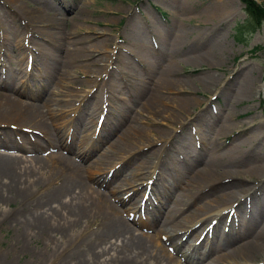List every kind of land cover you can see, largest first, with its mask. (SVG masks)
Segmentation results:
<instances>
[{"label":"bare ground","instance_id":"1","mask_svg":"<svg viewBox=\"0 0 264 264\" xmlns=\"http://www.w3.org/2000/svg\"><path fill=\"white\" fill-rule=\"evenodd\" d=\"M7 8L12 20L17 18V12L11 9L10 4H7ZM29 13L34 11L28 10ZM38 13L42 18L47 15L42 10ZM49 16L52 18L51 15L46 18ZM26 23L24 30L28 31L31 25ZM176 33L174 43H179L186 32L176 28ZM151 34V39L141 44L125 47L122 52L119 49L107 50L99 58L89 54L86 49L87 53L84 54V48L77 47L76 41L67 37L63 38L71 49L56 55L53 49V57L60 63L59 72L67 71L65 66L71 57L70 64L82 65L89 60L90 64L99 68L97 75L87 78L88 82L99 87V94L91 92L94 95L91 105L86 104V97L78 105L72 101L69 103L74 108V118L79 120L84 116L91 128L86 126L80 129L77 127L79 121L71 120L63 123L59 121L63 130L56 129L54 116H60L61 112H55V106L60 101L57 102L54 96H59L60 92L48 90L47 82L52 75H44L40 71L30 81L35 87L47 91L43 103L20 101L14 93L20 92L25 84L21 86L20 81L13 80L12 74L2 73L5 65L0 62V85L4 84L3 88L10 91H0V126H7L5 133L11 136L9 143L6 138H1L0 142V147L6 149L5 153L0 152V201L10 203L17 200L11 210L0 208V225L8 221L14 230L9 239L11 246L20 253L30 252L29 257L35 264H175L163 252L162 244H152L155 241H151V236L145 230L137 232L119 214L118 208L122 204L125 210L138 209L142 205L144 190L154 194V198L145 203V209L152 207V225L143 221L137 224L155 231L165 242L173 241L188 264H264V179L255 188L244 183L245 178H251L247 175L252 176L251 179L263 177L264 163L255 161L244 170L232 169L237 163L235 158L243 159L257 154L255 149H244L245 146L250 147V140L256 136L255 130L241 129L242 135L229 148L215 143L216 138L209 134L211 122L208 123L206 134L203 132L206 128L203 127L198 136L192 132L182 133L191 120L197 119V113L194 117L190 115L188 110L194 98L175 78V70L169 72V68L156 76L154 87L149 88L145 102L140 105L148 113L145 116L151 120L148 129L133 123L137 119L130 115L132 107L130 109L124 103H117L114 107L105 104L109 97L118 92L113 81L120 77V73L125 74L120 79L124 77L132 81L142 68L149 70L155 66L152 54L162 48L161 44L167 36L157 26H154ZM57 35L52 34V41L63 40L62 36ZM7 43L11 50H17L16 57L19 60L26 59L27 53L31 51L9 40ZM57 45L52 44L53 48L58 49ZM20 50L25 52L22 54ZM140 51L142 55L138 53ZM17 58L11 63L19 64ZM175 62L172 60L171 63ZM17 69L27 75L20 67ZM261 85L262 82L258 89ZM248 86L246 91H249ZM220 89L211 88L210 92L215 95ZM145 91V88H141L139 96ZM108 112L114 114L110 123ZM157 117L164 118L169 125L160 123L161 118ZM125 118L130 123L128 130L123 131L122 128L126 127L122 124ZM224 123V128L231 125L226 121ZM96 126H101L104 133L95 132ZM12 135L19 139L26 138L22 141L24 145L13 141ZM37 138L47 140L46 149L39 148V152L46 155L43 157L45 160H38L35 156L29 160H38L41 167H49L50 174L42 180L22 182L17 172L22 159L18 153L23 150L31 153L32 148L38 150ZM27 144L30 147L24 148ZM104 144L107 145L87 165H82L83 160H78L77 156L86 159ZM68 151L74 152L75 157L67 154ZM203 154H206L207 159L202 160ZM136 159L139 161L126 169ZM151 159L155 161L152 163ZM195 162L201 163V166L194 168ZM95 164L108 166L106 173L95 181L100 186L110 185L106 192L87 184L86 180L91 179L87 169ZM140 191L142 193L139 196ZM76 199L78 203L73 204ZM157 220L160 223L156 228L154 224ZM207 221L213 222L210 236L206 230ZM251 230L253 233L249 238L239 242L232 240V236L243 237L246 233L250 234ZM201 233L206 236L200 241L196 240ZM181 234H186L185 238L177 240ZM36 235L44 239L39 246L33 245ZM232 242L234 246H231ZM202 246L203 250H200ZM0 264L14 262L8 257L0 259Z\"/></svg>","mask_w":264,"mask_h":264},{"label":"rangeland","instance_id":"2","mask_svg":"<svg viewBox=\"0 0 264 264\" xmlns=\"http://www.w3.org/2000/svg\"><path fill=\"white\" fill-rule=\"evenodd\" d=\"M253 1L256 4L259 3L260 7L264 9V0ZM7 4H10L11 9L13 8L17 12L15 20H12V16L9 15L11 12H9ZM157 9L163 13L158 12ZM28 10L34 11V13L27 14ZM39 10L46 11L47 15H51L52 18L50 16V19L46 18L47 15L42 18L38 13ZM245 13L240 0H18L16 2L0 0V62L5 65V70L2 73H6L7 75L12 74L10 76L14 78L13 80L20 81L19 85L21 86L23 83L25 84L23 89H20V92L14 93L17 99L38 104L43 103L42 101L47 97V91H43L39 86L35 87L30 81L40 71L44 75L47 73L51 74L50 81L47 82L48 90H58L60 92L59 96H54V99L57 98V102L60 101L55 106V112L57 114L61 112L60 116H54L56 129L63 130V127L59 125V121L63 123L71 120L73 122L79 121L77 127L80 129L86 126L91 128L84 116L79 120L74 118V108L69 103L72 101V103L78 105V102L84 101L86 97V104L90 103L91 105L92 99H94V95L91 92L99 94V87L94 83L88 82L87 78L89 76L93 78L97 75L99 68L90 64L89 60L87 63H82V65L70 64L73 58L71 57L67 59V65L65 64L67 71L59 72L60 63L53 57V49L56 50L54 55L56 53L64 54L67 49H71L65 43V38H63L67 37L76 41L77 47L84 48V54L87 51L89 54H93L94 57L99 58L107 50L112 49L116 51L119 49L122 52L125 47L141 44L145 40L151 39V32L154 26L160 27L167 37L163 44H161L163 50L162 48L156 49L155 53L153 52L152 54V61L155 63V66L152 68L154 69L150 68L148 70V68H142L140 72L138 70L140 74H136L132 81L130 78L127 80L124 77L120 79L121 76L125 75L120 73V77L118 76V79L113 81L118 92H115L114 96L109 97V100L105 104L114 107L117 103H124L130 109L133 108L130 115L137 119V122L133 123L146 130L152 123L150 118L145 116L148 113L140 105L145 102L144 99L148 96L149 88L154 87L156 76H160L168 70L169 72L175 70V78L180 80V85H183L186 91H189L188 95L194 98L193 105H190L188 110L190 115L194 117L193 115L197 113V119L191 120L187 124L188 127L186 126L181 131L182 133L192 132L195 136H198L203 128H206V130H203L206 134L209 126L208 123L211 122L209 134L216 138L215 143L229 148L231 147L230 144L236 142L240 135H242L241 129L250 128L255 130L256 136L250 140V147L245 146L244 149H253V151L255 149L257 154L250 157L246 156L243 159L240 157L235 158L237 163L232 169L240 171L255 163V161L264 163V97H262L264 96L262 91L264 81V51L260 47L264 45V23L258 30L244 34L241 40H235V24L246 19ZM26 22L31 25L28 31L24 30ZM31 28H33L32 34ZM176 28H181L186 32L185 37H181L179 43H174L177 37ZM52 34L62 36L63 40L60 42L52 41ZM8 40L11 43L19 44L22 48L28 47L27 49L31 51H26V53L28 52L27 58L19 60L16 57L17 50H11L12 48L7 43ZM52 44L55 46L58 44V49L53 48ZM253 47L257 51L251 50ZM23 50H20L22 54L25 52ZM48 53L52 54L47 56ZM138 53L142 55L141 51ZM194 56L195 58L197 56L200 57L193 59ZM15 58H17L19 64L16 62L11 63V61H15ZM172 60H176V62L171 63ZM191 60H194V62ZM19 67L27 72L26 76L22 72H19L17 69ZM119 67H122V65ZM0 76H2L1 73ZM173 77L172 75L171 78ZM168 78H170V75H168ZM206 78L210 80L204 81ZM261 82V88L258 89ZM3 85H0V91L9 93L10 91L6 90L8 88H3ZM247 85H249V91L245 90ZM215 87L219 89L221 87V89L218 94L213 95L210 90ZM141 88H145L146 91L139 96ZM113 115L111 113L107 115L110 120L109 123L113 121ZM142 118L145 120H142ZM160 118L157 117V119ZM48 120L51 121L52 118L49 117ZM225 121L231 124L230 127L224 128L226 125ZM128 123L130 122L125 118L122 122L123 126L126 125L125 128H122L123 131L128 130ZM160 123H165V126L169 125L168 121L164 118H161ZM6 128L7 126H0V142L1 138H6L5 140L9 143L11 136L6 135ZM95 130L100 134L104 133V131H101V126H96ZM23 139L26 138L19 139L15 138V135H12V140L21 142V145H24ZM46 142L47 140L45 141L43 138H37L36 148L38 147V150L32 148L33 150L30 149L31 153L25 150L18 153L21 154L22 159L19 162L17 172L22 182L30 183L33 180H42L46 175L50 174L49 167H41L37 163L38 160H45L43 157L46 155L43 152L40 153L39 148L41 150L46 149ZM106 145H102L99 150L97 149L98 151H95L86 159H83L81 156H77V158H79L78 160H83L81 162L82 165H87L97 157L99 151ZM23 147L29 148L30 145L27 144ZM13 151H10V153ZM0 152H6L4 146L0 147ZM66 153L75 157L74 152L68 151ZM34 156L38 160L30 161L29 159ZM203 159H207L206 154H203ZM138 161L139 159H136L126 169H130ZM154 161L155 159H151L152 163ZM200 166L201 163H194V168ZM106 167L108 166L105 164H95L92 165V168L87 169V173L91 176V179L86 180L87 184H90L94 189L99 188L101 191L106 192L110 188V185L100 186L99 182H95L97 181L96 178L106 173ZM123 169V172H125V167ZM247 176L252 178L250 175ZM251 178H245L244 183L255 188L264 179V176L258 179ZM144 191L143 197L146 195L145 198L151 196L152 192ZM141 193L140 191L139 196ZM16 202L17 200L10 203L6 201L2 203L0 201V208L11 210L16 206ZM76 202L78 203L77 199L73 201V204ZM151 209L152 207L147 209L138 207V209L125 210L123 204L118 208L120 216H123L129 224L135 227L134 229L137 232L145 230L144 232L151 236V241L156 242H152V244L159 246L162 244L163 252L168 254L173 263L188 264L181 253L178 252L179 250L176 249V246L173 245V241L165 242L166 240H163L155 231L145 229V226L139 227L137 223L142 221L146 222L145 224L152 225L151 217L154 214H152ZM159 223V220L155 222L156 228L159 226ZM207 223L206 227L209 229L207 228L206 230L209 234L212 222L207 221ZM220 230H222V227H220ZM252 230L250 234L246 233L243 237L240 235L238 237L232 236V238L234 237L232 240L234 242L243 241L252 235ZM13 233V227L9 226L8 221L0 225V259L9 257L14 264H35L31 260V257H29L30 252L20 253L19 250L11 246L12 242L9 239ZM202 234L197 236L199 238L202 236L203 239L206 234ZM185 236L186 234L183 236L181 234V237L178 236L180 238L177 237V240H183ZM34 241L33 245L39 246L43 243L44 239L40 235H36ZM234 245L232 242L231 246ZM200 250H203V246L200 247ZM69 264L75 263L70 262Z\"/></svg>","mask_w":264,"mask_h":264},{"label":"trees","instance_id":"3","mask_svg":"<svg viewBox=\"0 0 264 264\" xmlns=\"http://www.w3.org/2000/svg\"><path fill=\"white\" fill-rule=\"evenodd\" d=\"M243 4L245 13V20L242 23H237L235 26L236 34L234 37L239 40L243 38L244 34L252 33L259 29V26L264 23V9L260 7L259 3H255L253 0H240ZM264 51V45L260 46ZM258 48V47H257ZM251 50L256 51L257 49L253 47ZM264 108V106H263Z\"/></svg>","mask_w":264,"mask_h":264}]
</instances>
